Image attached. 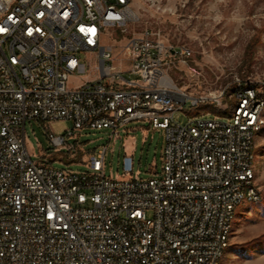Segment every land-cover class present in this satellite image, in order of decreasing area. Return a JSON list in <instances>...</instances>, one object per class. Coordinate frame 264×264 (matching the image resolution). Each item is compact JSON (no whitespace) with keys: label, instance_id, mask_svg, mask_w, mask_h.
<instances>
[{"label":"built area","instance_id":"built-area-1","mask_svg":"<svg viewBox=\"0 0 264 264\" xmlns=\"http://www.w3.org/2000/svg\"><path fill=\"white\" fill-rule=\"evenodd\" d=\"M131 1L0 0V264H215L236 194L258 199L245 175L257 96L240 93L235 123L209 114L178 121L187 103L222 107L224 91L178 86L169 68L190 51L150 29L127 39L128 64L117 68L106 37L127 33ZM82 50L97 53L101 75L72 87L70 76L85 68ZM59 118L74 128H48L57 150H73L66 138L84 126L110 128L111 139L137 119L165 129L160 175L134 176L125 152L122 175L107 176L106 146L86 157L84 172L34 161L26 121Z\"/></svg>","mask_w":264,"mask_h":264},{"label":"rangeland","instance_id":"rangeland-1","mask_svg":"<svg viewBox=\"0 0 264 264\" xmlns=\"http://www.w3.org/2000/svg\"><path fill=\"white\" fill-rule=\"evenodd\" d=\"M131 5L136 20L129 23L127 33L113 32L106 37V42L114 45L111 62L117 68L122 66V61L124 66L128 64L123 59L127 39L134 32L150 29L159 31L168 45L190 51L188 57H178L169 68V75L178 86L192 93L219 95L224 91L222 107L212 102L194 106L187 103L175 113L178 121L185 122L189 116L206 112L229 119L236 105L235 92L242 86L252 85L264 97V0H132ZM249 43H252L251 58L247 54ZM79 55L85 68L70 76L72 87L99 79L101 75L96 52L82 50ZM244 74H247L245 78ZM124 76L139 77L129 71ZM261 113L264 118V110ZM48 128L57 135H66L74 123L64 118L26 121V144L36 162L84 172L90 170L86 157L106 146L107 176L122 175L125 152L133 154L134 176L148 179L162 171L165 129L155 128L145 119L127 122L120 127V136L112 139L107 127L75 129L66 138L68 145L75 146L73 150L67 146L55 149ZM77 156L81 159H75ZM255 164L260 199L242 202L237 207L230 243L221 264H264V125L256 136ZM254 239L258 240L247 243Z\"/></svg>","mask_w":264,"mask_h":264},{"label":"bare ground","instance_id":"bare-ground-1","mask_svg":"<svg viewBox=\"0 0 264 264\" xmlns=\"http://www.w3.org/2000/svg\"><path fill=\"white\" fill-rule=\"evenodd\" d=\"M223 90H221V93ZM242 92H254V95L258 98V110L259 112L256 114V117H254V124L252 127V151L246 152V165H245V175H253V181L255 183V177H256V167H255V148H256V136L257 133L261 130L262 126L264 125V118L262 117V110H264V97L260 96L259 93L255 90L252 85H246L242 86V88L235 92L236 94V105L235 108L230 116L229 119H227V123H235L237 117L239 116V113H241L242 107H243V100H240V93ZM234 94V95H235ZM220 95V94H219ZM209 96H218L215 93H209ZM205 103V102H204ZM208 112L202 115H206ZM246 114H253V107H246ZM213 115V114H212ZM216 117H221L219 115H216ZM223 118V117H222ZM225 118V117H224ZM256 185V184H255ZM260 199V194H258V199H249V192L247 191H240V193L236 194L235 200H233V207L231 211L228 214V218H226V222L223 225V235L225 240V243L222 244L221 249H219V253L216 255L215 264H221V259L225 253L226 248L228 247L230 243V236L233 231V224L234 219L236 217V211L237 207L245 201L253 202Z\"/></svg>","mask_w":264,"mask_h":264},{"label":"trees","instance_id":"trees-1","mask_svg":"<svg viewBox=\"0 0 264 264\" xmlns=\"http://www.w3.org/2000/svg\"><path fill=\"white\" fill-rule=\"evenodd\" d=\"M254 39L257 40V37L254 38ZM248 47H249V50H248V53H247V54H248L249 58H251V56H250V53H251V52H250V51H251V49H252V43H249V46H248ZM246 75H247V74H244L243 77L245 78ZM243 80H244V79H243ZM245 84H246V83H245ZM259 95L262 96L261 93H259ZM75 159L80 160L81 157H80V156H77ZM257 240H258V239H254V240H252V241H250V242H247V243H248V244H249V243H253V242L257 241Z\"/></svg>","mask_w":264,"mask_h":264}]
</instances>
